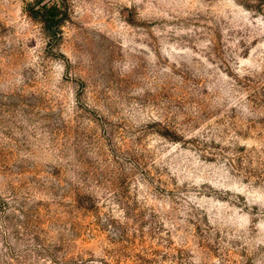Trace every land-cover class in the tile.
Listing matches in <instances>:
<instances>
[{"label": "rangeland", "instance_id": "obj_1", "mask_svg": "<svg viewBox=\"0 0 264 264\" xmlns=\"http://www.w3.org/2000/svg\"><path fill=\"white\" fill-rule=\"evenodd\" d=\"M0 0V264H264V0Z\"/></svg>", "mask_w": 264, "mask_h": 264}, {"label": "trees", "instance_id": "obj_2", "mask_svg": "<svg viewBox=\"0 0 264 264\" xmlns=\"http://www.w3.org/2000/svg\"><path fill=\"white\" fill-rule=\"evenodd\" d=\"M41 1L38 0L35 4L29 5L27 11L32 18L42 23L44 33L48 38L54 39L59 34L60 25L63 22V5L59 1L51 4L48 1L45 3Z\"/></svg>", "mask_w": 264, "mask_h": 264}]
</instances>
